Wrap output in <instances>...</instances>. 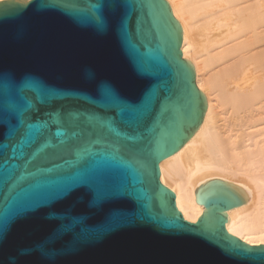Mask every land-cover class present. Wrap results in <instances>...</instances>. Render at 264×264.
Segmentation results:
<instances>
[{"label":"water","instance_id":"obj_1","mask_svg":"<svg viewBox=\"0 0 264 264\" xmlns=\"http://www.w3.org/2000/svg\"><path fill=\"white\" fill-rule=\"evenodd\" d=\"M26 1L0 2V264H264L219 216L243 189L190 222L162 186L205 110L167 3Z\"/></svg>","mask_w":264,"mask_h":264},{"label":"bare ground","instance_id":"obj_2","mask_svg":"<svg viewBox=\"0 0 264 264\" xmlns=\"http://www.w3.org/2000/svg\"><path fill=\"white\" fill-rule=\"evenodd\" d=\"M164 1L205 110L192 135L160 163L162 186L173 189L190 222L210 210L197 203L199 188L217 181L243 189L244 203L219 211L224 230L247 246H264V0Z\"/></svg>","mask_w":264,"mask_h":264},{"label":"snow or ice","instance_id":"obj_3","mask_svg":"<svg viewBox=\"0 0 264 264\" xmlns=\"http://www.w3.org/2000/svg\"><path fill=\"white\" fill-rule=\"evenodd\" d=\"M97 23H98V25H99L100 27H103V21H102V20H98ZM111 97L113 98V100H114L116 103L119 104V100H118V98H116L115 96H111ZM122 110H123V113H124V112H131V111H132L131 109L124 108L123 106H122ZM25 115H26V113H25ZM15 122H16V121H15V118H14V119H13V123H15ZM19 135H21V134L18 133L17 136H19ZM9 147H12V141H9V142H8L7 147L0 148V156H2L4 150H6V149L9 148ZM72 188H73V186H69V187L67 188V190H66L64 193L67 194V193L71 192V191H72ZM232 254L242 255V254H244V253L242 252V250H236V251L233 252Z\"/></svg>","mask_w":264,"mask_h":264}]
</instances>
